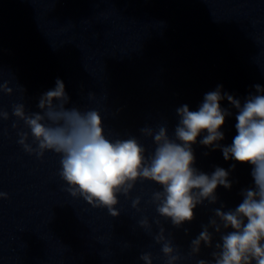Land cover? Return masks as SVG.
I'll list each match as a JSON object with an SVG mask.
<instances>
[{
    "label": "clouds",
    "instance_id": "clouds-1",
    "mask_svg": "<svg viewBox=\"0 0 264 264\" xmlns=\"http://www.w3.org/2000/svg\"><path fill=\"white\" fill-rule=\"evenodd\" d=\"M55 84L54 89L39 98L40 111L29 113L23 103L12 106L11 115L16 118L12 128L18 129L19 121H23L28 131H17V143L29 155L42 159L46 151H51L60 157L59 175L73 198H82L93 208H105L112 217H119L118 197H129L138 181H150L159 185L160 190L153 191L147 203L155 206L158 217L179 229L195 219L197 206L205 201L218 203V187L233 186L229 170L216 167L209 175L194 167L193 145L206 133L199 143L221 150L225 161L234 159L251 165L254 185L241 191L242 202L234 209L225 211V205L220 203L213 210L214 215L191 240L189 257L198 256L206 247L212 249L211 259H199L196 264H264V87L254 85L255 94L242 103L227 92L222 95L223 86L218 85L204 95L198 110H190L187 104L178 107V123L172 136L166 124L157 129H140L141 135L151 137L155 145L147 153L135 136H106L99 110L67 108L70 98L64 82L57 79ZM12 93L9 82L0 80V94ZM223 99L237 110V134L228 146L219 143L225 139L220 128L226 117L232 115L229 109L221 107ZM9 118V112L0 107V121ZM231 168L234 170L235 165ZM5 198L7 193L0 191V199ZM140 203L139 196L132 199V207L137 211ZM154 223L159 231L153 239L161 245L165 264L185 259L173 245L171 233L165 235L161 220L157 218ZM139 224L151 234L152 224L147 217L141 218ZM184 232L188 235V229ZM215 236L219 240L214 242ZM140 260L153 264L151 253H143Z\"/></svg>",
    "mask_w": 264,
    "mask_h": 264
}]
</instances>
